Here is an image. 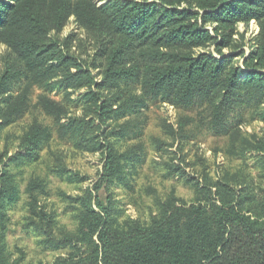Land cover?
Returning a JSON list of instances; mask_svg holds the SVG:
<instances>
[{
    "label": "trees",
    "instance_id": "trees-1",
    "mask_svg": "<svg viewBox=\"0 0 264 264\" xmlns=\"http://www.w3.org/2000/svg\"><path fill=\"white\" fill-rule=\"evenodd\" d=\"M72 15L97 38L109 37L100 49L105 72L99 89L138 83L144 98H161L186 109L195 104L208 106L213 118L209 129L216 137L231 135L233 128L227 123L231 115L246 110L259 115L257 109L264 104V72L260 71L264 69V0H110L100 7L93 0H0V40L26 63L23 70L11 66L0 77V94L7 93L12 80L22 76L41 83L62 77L60 85L67 88L93 83L89 70L79 68L71 56L60 55L50 37ZM253 20L261 24L260 44L247 58V63H253L249 68L255 70L243 77L234 65L239 53L225 55L224 51L231 47L236 25ZM148 47L151 49L145 51ZM212 48L222 58H216ZM132 54L139 56V63L130 64ZM28 94L26 87L19 97L10 98L1 114L5 121L22 115ZM42 104L61 120L64 112L59 105L48 99ZM146 107L142 97H132L113 114ZM109 108L106 101L100 116H109ZM260 114L264 119V110ZM84 130L81 125L74 131L78 146L88 149L90 144H98L88 139L89 130L78 136ZM67 133L62 129L61 136ZM44 135L45 129L35 125L23 147H37ZM258 145L256 149L264 151V143ZM107 146L103 177L111 179L119 172V157ZM13 184L12 175L0 173V264H19L8 252L7 220L1 213L5 198L16 192ZM203 187L209 189L207 183ZM214 187L213 201L166 205L150 226L129 224L126 228L115 224L110 210L98 199L99 212L92 206L91 195L79 198L77 230L58 240L47 236L45 247L57 245L75 251L59 257L55 264H264V213L253 207L245 209L229 182L219 181ZM43 188L34 181L27 192L33 199L37 191L45 193ZM38 207L37 199L30 200V213L51 227L50 218Z\"/></svg>",
    "mask_w": 264,
    "mask_h": 264
},
{
    "label": "rangeland",
    "instance_id": "rangeland-1",
    "mask_svg": "<svg viewBox=\"0 0 264 264\" xmlns=\"http://www.w3.org/2000/svg\"><path fill=\"white\" fill-rule=\"evenodd\" d=\"M108 1L93 3L100 7ZM261 30L258 20L238 23L231 47L224 51L225 55L239 53L234 65L243 77L254 69L249 68L253 63H247V58L258 49ZM50 37L60 55L71 56L79 68L89 70L94 81L84 87L77 84L67 88L60 85L62 77L41 83L22 76L12 80L7 93L0 94V173L14 177L16 191L14 196L5 198L1 210L6 215V240L12 260L19 264H55L59 257L74 253L68 247H45L44 241L49 235L58 240L75 232L78 199L90 195L94 209L100 211L98 199L120 228L129 224L150 226L160 218L166 205L213 201L214 184L223 180L236 189L245 209L253 207L257 213H264V151L256 149L264 143V119L260 114L264 104L257 109L259 115L251 110L231 115L227 121L233 128L231 135L216 137L209 129L213 118L208 106L195 104L186 109L161 98H144L138 83L99 89L97 85L103 83L105 72L100 49L109 37L97 38L76 16L72 15L61 29L54 28ZM210 51L222 58L214 48ZM130 57V64L140 62L138 55ZM11 66L20 71L26 63L0 40V77ZM26 87L29 94L22 115L5 121L1 114L10 98L19 97ZM91 92L98 96L92 97ZM132 97H142L147 107L140 111L125 108L113 114L125 99ZM43 99L63 109L60 121L43 106ZM106 101L112 113L102 117L100 109ZM35 125L45 129L43 141L26 149L22 142ZM81 125H85V130L78 136L89 130L88 139L98 144H90L88 149L78 146L74 131ZM62 129L68 131L66 136H61ZM107 143L119 157V172L111 179L103 177L108 161ZM34 181L42 183L45 193L37 191L32 199L27 189ZM205 183L209 189L203 187ZM36 199L38 210L48 215L51 227L30 213V200Z\"/></svg>",
    "mask_w": 264,
    "mask_h": 264
}]
</instances>
